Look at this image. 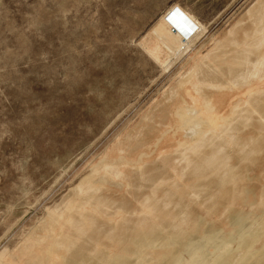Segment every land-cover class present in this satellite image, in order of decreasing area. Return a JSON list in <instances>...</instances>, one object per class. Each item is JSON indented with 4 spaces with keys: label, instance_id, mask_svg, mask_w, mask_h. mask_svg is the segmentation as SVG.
Instances as JSON below:
<instances>
[{
    "label": "rangeland",
    "instance_id": "1",
    "mask_svg": "<svg viewBox=\"0 0 264 264\" xmlns=\"http://www.w3.org/2000/svg\"><path fill=\"white\" fill-rule=\"evenodd\" d=\"M263 40L264 0H0V264H232L263 231L264 83L220 110L193 81L231 93L213 73H262Z\"/></svg>",
    "mask_w": 264,
    "mask_h": 264
},
{
    "label": "bare ground",
    "instance_id": "2",
    "mask_svg": "<svg viewBox=\"0 0 264 264\" xmlns=\"http://www.w3.org/2000/svg\"><path fill=\"white\" fill-rule=\"evenodd\" d=\"M152 29V28H150ZM158 29L157 26L154 28V35L156 36L158 34ZM239 37H236L235 40H238ZM238 57H240L243 60H247L249 63L251 62H258L261 63L262 66H264V40L262 41V43L257 46L254 50L251 51H247L246 48L242 49L241 51L238 52ZM218 71V70H217ZM201 74H203L201 72ZM216 75V77H218L219 81L226 85H232L234 86V90L227 94L226 90L224 89H220L218 88L217 90H213L212 87H210L207 84V81L209 79H207L206 76V82H198V81H193V83L197 86V88H199L201 95H203V93L205 91H208L211 95V99L212 101L217 105L220 106V110H223L228 102L229 99L231 97H233L234 95H236L237 93H241L243 91L246 90L247 87L251 86L254 84V82H252V77H257L256 79L259 80V82L264 83V71L262 73L259 72H254L252 73L249 70H245V71H241L238 78L233 80H229L226 77L225 72H215L213 73ZM238 90V91H237ZM241 91V92H240ZM260 91V92H259ZM256 91L259 92V94H264V88ZM174 98H173V102L170 105V109L168 110V113L166 114L167 116L165 117V115L163 114V112L159 113L158 117L156 118L158 121L162 122H173L175 121V116L173 115L172 109L173 107H175V103L177 100H180V103L184 102V100L186 99V96L183 94V92L181 91V88H177L174 91ZM205 99V98H204ZM205 102L207 103V101L205 100ZM242 102H240V100H237L236 105L241 104ZM232 113V112H230ZM256 123L259 127V129H264V114L262 115V117L260 119L256 120ZM152 127V131H148V133H145L143 137H145L144 139H139V140H131L128 145L129 148H126L125 150V146H123V148H118L117 151L115 152L117 153H137L139 151H143V149L145 148V145L147 144H151V148H153V145H155L156 141H158V139L163 136V133L158 129V127L154 128ZM210 130L206 129V132H204L201 136V140L202 142H204L203 144L206 146H209L211 148H216L217 150H220L219 146H218V142L211 136V134L209 133ZM179 138V135H177ZM177 138L173 137H168L167 139H165V141H162V143L159 145V147L157 148V153L154 155L155 157L152 158V160L154 159H163L164 162L166 163H171L173 161H175V156H166L163 155L162 152L163 151H171L173 148H175V142ZM200 138H198L199 140ZM259 139H263L264 140V135L258 136V137H246L245 141L247 143H252V142H256ZM164 140V139H163ZM133 148V149H132ZM264 149V147H263ZM131 150V151H129ZM131 154V155H132ZM199 156H203L201 153H197ZM160 155V156H159ZM244 155L246 157L247 152H244ZM256 155V154H255ZM172 157V159H170ZM263 163H264V152H263ZM151 159L146 158L145 162L149 161ZM198 163V160L195 159V161L193 162V166H197L196 164ZM175 168V166H174ZM111 172L116 176H123L125 178L129 177H133L135 179V176L133 174H135L136 172H138L137 170H130L126 167H122V166H114L112 168H110ZM264 176V175H263ZM95 176H92L90 178V180H92ZM132 179V178H131ZM260 179V178H259ZM89 181V180H88ZM105 182V181H104ZM88 183V182H87ZM263 184V183H262ZM199 186V184H197ZM94 188V186H93ZM258 190L261 192L262 191V186L261 185H257L256 188H254L251 192L252 194L255 192H258ZM200 193H196L195 195H199ZM255 194L253 195V200L255 199ZM232 218L238 219L236 214H232ZM263 226V231L257 232L256 235L253 237V239H249L247 240L246 244H245V248L243 251H241L238 255L235 254L233 256L229 257V261L232 262V264H255L256 261L258 260L259 257H261L262 255H264V224H262ZM213 226H207V230L210 231L211 228ZM174 228L171 226H164L163 229H160L158 232H156L157 236H160L159 234H163V235H171V237H175V239H178L181 235L179 234L178 230L175 229V231L173 230ZM162 237V236H161ZM158 238V237H157ZM156 238V240H157ZM260 243L258 246L256 245L257 243ZM124 264H128V263H124ZM132 264V263H129Z\"/></svg>",
    "mask_w": 264,
    "mask_h": 264
},
{
    "label": "crops",
    "instance_id": "3",
    "mask_svg": "<svg viewBox=\"0 0 264 264\" xmlns=\"http://www.w3.org/2000/svg\"><path fill=\"white\" fill-rule=\"evenodd\" d=\"M175 6H177V5H175Z\"/></svg>",
    "mask_w": 264,
    "mask_h": 264
}]
</instances>
